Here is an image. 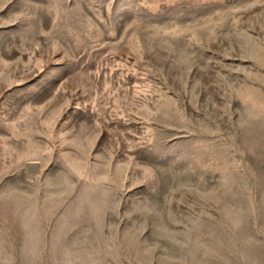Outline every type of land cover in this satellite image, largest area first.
I'll return each mask as SVG.
<instances>
[{"label": "rangeland", "instance_id": "1", "mask_svg": "<svg viewBox=\"0 0 264 264\" xmlns=\"http://www.w3.org/2000/svg\"><path fill=\"white\" fill-rule=\"evenodd\" d=\"M0 264H264V0H0Z\"/></svg>", "mask_w": 264, "mask_h": 264}]
</instances>
